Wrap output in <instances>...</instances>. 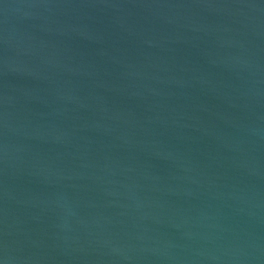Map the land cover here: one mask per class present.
<instances>
[{
  "label": "water",
  "instance_id": "obj_1",
  "mask_svg": "<svg viewBox=\"0 0 264 264\" xmlns=\"http://www.w3.org/2000/svg\"><path fill=\"white\" fill-rule=\"evenodd\" d=\"M0 264H264V0H0Z\"/></svg>",
  "mask_w": 264,
  "mask_h": 264
}]
</instances>
